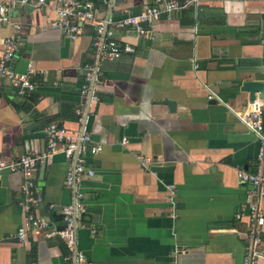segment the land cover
<instances>
[{
	"label": "crops",
	"instance_id": "1",
	"mask_svg": "<svg viewBox=\"0 0 264 264\" xmlns=\"http://www.w3.org/2000/svg\"><path fill=\"white\" fill-rule=\"evenodd\" d=\"M92 1L98 17L110 21L154 3ZM11 15L12 24L0 26V56L19 23L13 66L31 69L37 85L19 94L9 80L0 83L2 161L46 150L50 123L76 135L93 53V26L84 24L72 40L48 25L56 18L52 6H20ZM109 28L133 51L100 65V100L86 126L103 149L88 154L96 173L81 185L87 211L77 248L94 264H243L254 187L238 171H257L260 142L236 111L251 100L243 83L264 81V0L190 5L158 20L153 38L112 22ZM165 99L175 101L174 110L159 102ZM68 167L59 151L35 172L44 197L35 210L57 228L64 226L62 205L74 196L65 184ZM22 183L20 171H0V264H71L62 239L32 231L19 239L31 213Z\"/></svg>",
	"mask_w": 264,
	"mask_h": 264
},
{
	"label": "built area",
	"instance_id": "2",
	"mask_svg": "<svg viewBox=\"0 0 264 264\" xmlns=\"http://www.w3.org/2000/svg\"><path fill=\"white\" fill-rule=\"evenodd\" d=\"M113 0H103L110 7ZM209 0H154L153 4L146 3L136 14H127L117 21L98 17L97 7L92 0H3L0 2V26L12 24L11 13L20 6L48 7L56 12L55 19H49L48 25L75 40L82 32L84 24L94 28L92 40L93 53L91 61L84 66L85 74L81 85L82 101L76 109L79 128L74 137L67 135V129L56 123L45 127L47 148L42 153L26 152L16 160H0V171H20L23 175L22 193L23 200L31 213L27 216L24 226L19 229L18 237L23 241L28 231L46 238L62 239L69 248L67 257L71 264H94L87 261L84 253L77 248L78 229L84 224L82 217L87 211L84 192L81 190L82 182L87 177L95 175V169L88 165V154H99L103 147L98 143H91L92 138L87 130V120L92 111V105L100 100L98 83L100 82V65L103 61L119 58L123 53L133 51L129 44L118 41L109 28L110 23L117 27L131 29L140 37L153 38L154 25L162 17L171 19L174 13L184 10L190 5H199ZM16 33L4 39V51L0 56V83L9 80L14 91L25 94L36 88L33 71H17L14 59L20 43L18 31L19 23L15 24ZM238 119L246 127L254 131L259 138L260 151L258 154L259 165L256 172L244 169L238 171L239 178L251 185L253 190L248 193L247 203L250 208V229L243 264H264V102L256 97L250 100L243 110L236 111ZM126 143L127 138H123ZM63 152L68 161V170L65 184L74 193L70 204L62 205L64 226L57 228L51 221L35 210L44 201L35 182V172L38 163L51 159L57 152ZM52 206V205H51ZM94 231V229H92ZM35 264V263H26Z\"/></svg>",
	"mask_w": 264,
	"mask_h": 264
},
{
	"label": "water",
	"instance_id": "3",
	"mask_svg": "<svg viewBox=\"0 0 264 264\" xmlns=\"http://www.w3.org/2000/svg\"><path fill=\"white\" fill-rule=\"evenodd\" d=\"M242 90L248 91L250 94V99L253 100L257 96L260 98L264 97V81L259 80H247L242 85ZM258 93V95H257ZM162 103L167 104L171 110L175 109L176 103L174 100L165 99L162 101H159ZM170 166H153L151 169L153 171H165L170 169Z\"/></svg>",
	"mask_w": 264,
	"mask_h": 264
}]
</instances>
